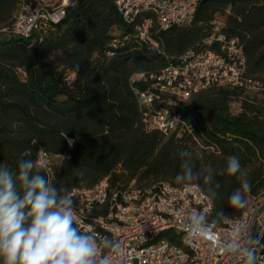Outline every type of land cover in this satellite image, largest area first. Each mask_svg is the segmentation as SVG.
Returning <instances> with one entry per match:
<instances>
[{"label":"trees","instance_id":"1","mask_svg":"<svg viewBox=\"0 0 264 264\" xmlns=\"http://www.w3.org/2000/svg\"><path fill=\"white\" fill-rule=\"evenodd\" d=\"M17 4L0 0V29ZM140 21H124L115 0H78L46 32H0V164L15 171L18 160L36 162L45 152L54 170H37L69 191L104 178L114 189L159 180L196 184L212 200L206 222L220 225L264 190V91L202 89L181 104L176 130L163 135L144 130L133 88L145 82L131 78L158 73L200 49L220 21L243 48L245 75L264 80V0H199L190 24L153 32L145 41L137 35ZM233 155L252 184L242 192L244 207L229 199L241 185L239 173L226 171ZM189 168L193 179L178 181Z\"/></svg>","mask_w":264,"mask_h":264},{"label":"built area","instance_id":"2","mask_svg":"<svg viewBox=\"0 0 264 264\" xmlns=\"http://www.w3.org/2000/svg\"><path fill=\"white\" fill-rule=\"evenodd\" d=\"M78 0H18L12 20L0 29L9 35L27 37L43 33L60 23L68 8ZM199 0H115L122 19L141 18L137 35L148 40L151 34L191 23ZM242 46L221 27L212 24L209 36L196 51H188L158 73H138L131 83L139 103L145 131L168 135L180 122L179 108L196 92L207 87L264 91V80L245 75ZM72 80L73 78L70 77ZM37 165L47 173L54 170L51 157L39 152ZM81 228L97 239V256L112 258L113 264H264V190L252 195L244 211L226 218L220 225L207 223L211 198L196 184L176 186L159 180L149 187L130 183L111 188L106 178L90 187L70 191ZM204 217V234L193 235L192 214ZM108 238L119 249L103 244ZM249 241H254L250 243Z\"/></svg>","mask_w":264,"mask_h":264},{"label":"clouds","instance_id":"3","mask_svg":"<svg viewBox=\"0 0 264 264\" xmlns=\"http://www.w3.org/2000/svg\"><path fill=\"white\" fill-rule=\"evenodd\" d=\"M67 139V135H64ZM69 146L73 144L68 140ZM187 155V152H182ZM227 174L241 179L240 188L230 196V203L244 207L242 192H250L251 182L241 172L239 157L227 159ZM193 179L189 168L176 179ZM204 217L192 214L191 232L204 234ZM73 196L66 187H57L46 174L37 170L31 159L17 161L15 171L0 164V258L3 264H113L112 258L103 256L97 261V239L90 231L82 230ZM254 243V241H249ZM103 244L119 249L105 238ZM248 264L254 254L248 252Z\"/></svg>","mask_w":264,"mask_h":264},{"label":"rangeland","instance_id":"4","mask_svg":"<svg viewBox=\"0 0 264 264\" xmlns=\"http://www.w3.org/2000/svg\"><path fill=\"white\" fill-rule=\"evenodd\" d=\"M237 110V104H234L232 105V111H236ZM56 163V159L54 161Z\"/></svg>","mask_w":264,"mask_h":264}]
</instances>
